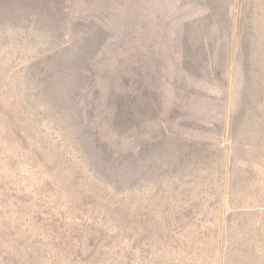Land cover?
<instances>
[{
	"label": "rangeland",
	"instance_id": "obj_1",
	"mask_svg": "<svg viewBox=\"0 0 264 264\" xmlns=\"http://www.w3.org/2000/svg\"><path fill=\"white\" fill-rule=\"evenodd\" d=\"M205 54L226 137L163 144ZM0 264H264V0H0Z\"/></svg>",
	"mask_w": 264,
	"mask_h": 264
},
{
	"label": "crops",
	"instance_id": "obj_2",
	"mask_svg": "<svg viewBox=\"0 0 264 264\" xmlns=\"http://www.w3.org/2000/svg\"><path fill=\"white\" fill-rule=\"evenodd\" d=\"M205 47L207 45H200ZM205 51V50H203ZM202 51V52H203ZM198 54L201 51H196ZM192 63L199 62L200 65L198 68L193 66L191 70H188L187 75L191 79L192 85L187 84V82L183 83H169L167 89H162L159 99L156 98L153 100V107L158 109L161 118L164 117L166 122H170V124L176 120H180L179 118H192L194 116L198 119L200 123V127L193 128L192 126L186 127L185 129H181L178 127H173L169 125L162 126V134H160L161 143H175V144H183L186 142H199V141H214L215 143L224 140L226 137L225 131L228 127L225 125L224 115L221 112L214 119L209 118L205 115V112L208 108H212L215 104L223 103L224 97V89L219 87V90L216 91L215 84H213L214 88L209 87V81L214 79L216 81V76L220 77L221 75L226 79L229 78L230 75L226 76L223 73H218L219 70L214 69L213 59L209 56L198 55V58L194 59L191 57ZM211 65L210 69L208 65ZM222 77V78H223ZM200 80V81H198ZM213 80V81H214ZM198 82V83H197ZM221 101V102H220ZM216 107V105H215ZM218 110V109H217ZM186 111V112H185ZM187 111H189L187 113ZM224 112V111H223ZM227 119V116H226ZM203 125V127H201ZM215 127V131H211L209 128L205 127ZM218 129V131H217ZM227 132V131H226Z\"/></svg>",
	"mask_w": 264,
	"mask_h": 264
}]
</instances>
